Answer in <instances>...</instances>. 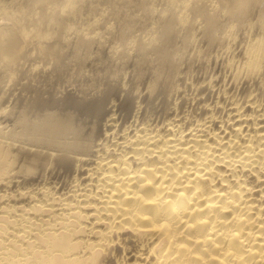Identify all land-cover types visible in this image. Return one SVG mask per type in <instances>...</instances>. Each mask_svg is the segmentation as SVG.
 Returning <instances> with one entry per match:
<instances>
[{
  "label": "bare ground",
  "instance_id": "1",
  "mask_svg": "<svg viewBox=\"0 0 264 264\" xmlns=\"http://www.w3.org/2000/svg\"><path fill=\"white\" fill-rule=\"evenodd\" d=\"M0 264H264V0H0Z\"/></svg>",
  "mask_w": 264,
  "mask_h": 264
},
{
  "label": "rangeland",
  "instance_id": "2",
  "mask_svg": "<svg viewBox=\"0 0 264 264\" xmlns=\"http://www.w3.org/2000/svg\"><path fill=\"white\" fill-rule=\"evenodd\" d=\"M110 9V6L106 3H103V4H98L96 5V7H94L92 10L93 11H89V13L91 14L92 17H96L97 16V13H102L106 10ZM110 24L112 23H115L113 20H110L109 21ZM88 24H92L91 22H87V24L84 25L83 28H85L86 30L89 28V25ZM88 27V28H87ZM88 31H91V30H88Z\"/></svg>",
  "mask_w": 264,
  "mask_h": 264
}]
</instances>
